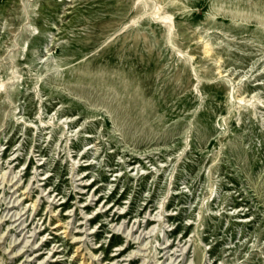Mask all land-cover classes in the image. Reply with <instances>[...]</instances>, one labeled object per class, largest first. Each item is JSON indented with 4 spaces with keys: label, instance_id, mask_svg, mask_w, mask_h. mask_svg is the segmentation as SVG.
I'll list each match as a JSON object with an SVG mask.
<instances>
[{
    "label": "rangeland",
    "instance_id": "374dc122",
    "mask_svg": "<svg viewBox=\"0 0 264 264\" xmlns=\"http://www.w3.org/2000/svg\"><path fill=\"white\" fill-rule=\"evenodd\" d=\"M86 262L264 264V0H0V264Z\"/></svg>",
    "mask_w": 264,
    "mask_h": 264
},
{
    "label": "bare ground",
    "instance_id": "6f19581e",
    "mask_svg": "<svg viewBox=\"0 0 264 264\" xmlns=\"http://www.w3.org/2000/svg\"><path fill=\"white\" fill-rule=\"evenodd\" d=\"M155 14H157V12H155ZM162 19H165V18H167V17H165V16H163V17H161ZM171 28V27H170ZM204 49V48H203ZM209 49V48H208ZM205 50V52H207L208 50H207V48L206 49H204ZM217 61V60H216ZM244 98V97H243ZM239 100V99H238ZM247 100V99H246ZM239 101H241V100H239ZM243 101H245V100H243ZM242 101V102H243ZM248 101V100H247ZM34 208V207H33ZM60 220V219H59ZM35 231V230H34ZM79 248V247H78ZM87 263V262H86ZM90 263V262H89ZM88 264V263H87Z\"/></svg>",
    "mask_w": 264,
    "mask_h": 264
}]
</instances>
